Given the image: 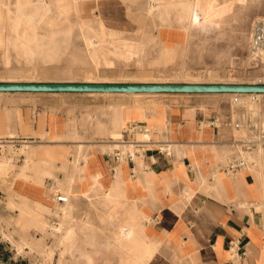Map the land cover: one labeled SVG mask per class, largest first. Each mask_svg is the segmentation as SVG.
Masks as SVG:
<instances>
[{"label": "crops", "instance_id": "0c3cea01", "mask_svg": "<svg viewBox=\"0 0 264 264\" xmlns=\"http://www.w3.org/2000/svg\"><path fill=\"white\" fill-rule=\"evenodd\" d=\"M162 37L169 43L181 40L166 33ZM2 93L8 94L0 95V161L14 166L5 176L16 186V194L47 203L53 178L63 176L62 159L72 160L81 144L87 177L98 174L106 188L116 170L125 197L148 216L144 231L156 242L150 264H264V147L261 156L232 175L224 170L238 157V141L259 139L264 129L236 128L237 107L226 94H189L135 106L124 98L93 93ZM132 124L150 128L154 145L132 160L119 161L110 154V145L119 151L129 147L114 140L112 132L140 140V132L127 131ZM15 151L18 158L9 159ZM31 151L36 153L32 161L51 167V175L20 173ZM1 177L4 174L0 182L6 180ZM10 229L1 217L0 230ZM12 247L0 238V264H10L6 250Z\"/></svg>", "mask_w": 264, "mask_h": 264}, {"label": "rangeland", "instance_id": "374dc122", "mask_svg": "<svg viewBox=\"0 0 264 264\" xmlns=\"http://www.w3.org/2000/svg\"><path fill=\"white\" fill-rule=\"evenodd\" d=\"M47 1H53L50 3L54 4L46 18H54L57 24L72 22L74 16L70 14L69 1ZM107 1L109 0H102L98 4L95 23L91 21V24L96 26L95 19H104L107 29L114 31V38L136 43L140 50L119 54L106 47V53L107 50L110 53L100 56L109 63L100 58L98 65H94L86 53L83 36L78 30H74L70 37H58V40L64 38L59 43L56 38L43 35L42 28H47L49 22H42L39 35L35 36L28 31L25 9H21L15 17L19 28L26 27L23 32L19 29H2L5 26L1 17L2 8L11 5L10 8L14 9L15 1L0 0L6 3L3 7L1 4L0 9V82H49L50 79L66 78L72 82L264 83V52L254 54L251 49L254 24L257 21L264 22V0H212L215 13L213 12L210 25L207 26L188 23L180 26L173 18L165 26L155 18L146 17L141 7L142 0L139 3ZM29 7L30 5L27 8ZM164 33L168 36L175 35L181 40L169 45L162 37ZM5 94L8 93H0ZM81 94L87 96V93ZM224 94L232 105H236L237 122L241 128L251 129L254 126L264 129V94L260 97L253 96L254 99L248 94ZM93 95L124 98L126 104L137 106L147 103L153 105L189 94ZM233 98H237V101ZM240 103H248V106ZM120 136L117 132H112L111 135L114 140ZM256 137L258 136H254L255 140ZM137 138H150V134L147 137L137 134ZM112 144L116 146L119 143ZM82 147L81 144L78 145L72 160L62 159L60 169L63 176L53 178L55 182L49 187L51 193L47 203L30 201L16 194V186L5 176L14 166L7 167L4 160L0 161V175L4 174V178H1L6 179L0 182V194L5 196L0 198V212L4 213L0 215V219L5 216L6 222L11 225L10 230H0V238L8 240L13 246L6 250L10 264H123L107 239L111 236L112 228L98 221L95 208L103 207L101 202L105 194L118 199L126 198L124 184L118 174V179L116 178L115 171L106 188L99 181L98 174L88 178L87 154ZM112 147L110 145L109 149ZM263 147L264 145L257 144L253 150L260 149L262 152ZM34 156L35 151L27 154L20 173L25 175L26 170H32L35 175L41 172L51 175V167L42 168L37 161L27 162ZM4 157L6 156L2 155L3 159ZM8 158H18V151L12 152ZM75 162L78 163L77 172L71 178L70 172ZM85 180H90L88 185L84 183ZM116 180L119 184L122 182L120 188L116 187ZM58 194L64 195L66 201H58ZM22 205L35 210L51 226L61 222L67 213L72 220L66 224L61 235H54L50 227L43 229L29 215L22 213ZM86 217L91 219L90 225L93 226L83 223Z\"/></svg>", "mask_w": 264, "mask_h": 264}, {"label": "bare ground", "instance_id": "6f19581e", "mask_svg": "<svg viewBox=\"0 0 264 264\" xmlns=\"http://www.w3.org/2000/svg\"><path fill=\"white\" fill-rule=\"evenodd\" d=\"M14 1H15L14 9L10 8L11 2L9 3L10 7L2 8L1 17L4 20V24H5V26H3L2 29L8 31L10 29H14V30L19 29L21 32H23L24 28L26 27L19 28V24L17 23L18 20L15 17L21 9H25L26 12L25 19H26V23L29 25L28 31L30 33H33V35L35 36L39 35L40 32L39 29L42 28L41 27L42 22L44 23L49 22L47 28L44 27L42 28L44 32L43 35L54 37L56 38V40H58L57 39L58 37H66V36L70 37V35H72L71 33L74 32V30H78L83 36L86 53L94 65H98L101 59L104 60L105 63H109V61H107L104 57L101 58L102 55L108 54V52L110 53V51L108 50L106 53V49H105L106 47L107 49L108 47H110V49H112L111 52L115 50V52L113 53H119V54L125 52L127 53L134 51L136 52L140 50V47L136 43L134 44L124 39L119 40L118 38H114L115 37L113 33L114 31L107 29V27L104 25V19H100L99 21L95 19V21L97 22L96 26H93V24H91V21L94 22V17L96 16V12H97L96 9L98 7V4L101 3L102 0H67L69 1L71 6V9L69 10L70 14L74 16L72 22L68 24L67 23L57 24L55 23L56 21H54L55 20L54 18H50V17L46 18L49 15V13L53 10L52 6L54 3H50L53 1H49V2L47 0H14ZM112 1H116V0H109L107 2L109 3ZM119 1L121 2L129 1V2L139 3L141 0H119ZM213 1L212 0H142L141 5L143 6L141 7H143L146 17L148 16L150 17V19L155 18L156 20H158V22H160L165 26H168L170 22H172V18L175 19L178 22V24H180V26H183L185 23H188L189 25L198 24L201 26L204 25L207 26L210 25V21H211L210 17L212 16L213 12L215 13L213 9V4H214ZM238 1L245 2V0H238ZM1 4L2 7L4 5L6 6L5 2L4 3L0 2V9H1ZM29 5L30 7L27 8ZM63 39L64 38H62L61 40ZM61 40L59 39L58 42L61 43L62 42ZM107 44H110V46H108ZM168 44L170 45V43ZM120 94H125V93H120ZM127 94L134 96H141V95L148 96V95H155L157 93L131 92ZM240 94H248L251 97L253 95H256L257 97L261 96V94L259 93L256 94L240 93ZM251 102L254 101H252L251 99ZM240 105L247 107L248 103H240ZM143 136L147 137L148 135H143ZM109 150L113 152V147L110 148ZM241 152L242 155L247 159V161L254 160L255 157L261 156L262 153L260 149H258L257 151L246 150ZM31 160L32 159H28L27 162H30ZM119 160L124 161L125 159L121 157ZM256 163L258 162L256 161ZM77 167H78L77 162L72 164V171L70 172L71 178H73L75 173L77 172ZM263 170H264V166H263ZM115 174H116V178L118 179L117 176L118 172L116 170H115ZM121 183L119 184L118 181L116 180V187L120 188L122 185ZM101 203L103 207L100 209L95 208V212L98 221L100 223L110 225V227L112 228L111 236L108 237L107 239L110 241L112 245V248L114 250L113 252L118 255L119 261L122 262L123 264H150L156 251V244H155L156 242L154 243L153 241H149L144 231L145 221L149 219L148 216L142 213H138V209L136 208V205L127 198L118 199L115 198L114 196L112 197L111 194L109 195L105 194L103 195V199ZM21 212L29 215L31 217V220L37 226L42 227L43 229L44 227L47 228L50 227L51 233L54 235L58 233L61 235V231L63 229H66V224L71 223L70 221L72 220L71 217L69 216V213H67L64 216V218L61 220V222H59L54 226H51L47 224L46 220L43 219L35 210L31 209L28 205H22ZM83 223L87 226L88 225L93 226L90 225L91 219L88 217H86L85 220H83Z\"/></svg>", "mask_w": 264, "mask_h": 264}, {"label": "water", "instance_id": "95a60500", "mask_svg": "<svg viewBox=\"0 0 264 264\" xmlns=\"http://www.w3.org/2000/svg\"><path fill=\"white\" fill-rule=\"evenodd\" d=\"M1 92L264 94V83L0 82Z\"/></svg>", "mask_w": 264, "mask_h": 264}, {"label": "built area", "instance_id": "2783aa9c", "mask_svg": "<svg viewBox=\"0 0 264 264\" xmlns=\"http://www.w3.org/2000/svg\"><path fill=\"white\" fill-rule=\"evenodd\" d=\"M251 41H252L251 49L254 54H259V52H264V22H261V21L255 22ZM233 95H239V94L234 93ZM253 96L256 97V95H253ZM253 96L252 98L254 99ZM233 99L234 101H237V98H233ZM234 126L238 128L240 125L236 123ZM126 129L127 131H131V130L138 131L143 135H148L150 133V128L146 126L135 125V124H132ZM263 138H264V131L259 136V139L255 140V139L244 137L242 141H238L240 149H241L238 153V157H233L228 162V164L225 166L224 170L227 173L232 174L236 171V169L245 166L247 163V159L241 154L242 153L241 151L253 150L256 148L257 144L264 145ZM117 139L121 140L122 143L127 144V146L129 147L126 151L113 150V153L112 152L110 153L117 159H120L122 157L125 160H132L135 156L139 155L141 152L143 153L146 146H149L151 144L154 145V142H151L150 138L136 140V139L122 138V135H121ZM56 198L58 201H62V202L66 201V197L61 194H58Z\"/></svg>", "mask_w": 264, "mask_h": 264}]
</instances>
